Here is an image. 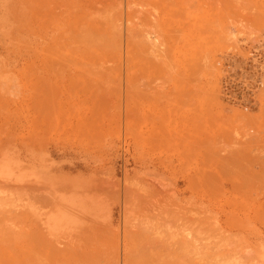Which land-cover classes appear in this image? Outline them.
Segmentation results:
<instances>
[{"label":"rangeland","instance_id":"1","mask_svg":"<svg viewBox=\"0 0 264 264\" xmlns=\"http://www.w3.org/2000/svg\"><path fill=\"white\" fill-rule=\"evenodd\" d=\"M145 20L172 66L148 79L169 85L149 87L137 147L131 26ZM263 36L264 0H0V264H264V59L249 60ZM196 78L202 109L218 82L224 111L247 96L252 120L188 142Z\"/></svg>","mask_w":264,"mask_h":264},{"label":"bare ground","instance_id":"2","mask_svg":"<svg viewBox=\"0 0 264 264\" xmlns=\"http://www.w3.org/2000/svg\"><path fill=\"white\" fill-rule=\"evenodd\" d=\"M156 9V8H155ZM201 12V11H200ZM156 13V12H155ZM139 16H141L140 14H139ZM154 16H156V18L154 17ZM135 17H137V14H136V16ZM150 17L152 18L153 17V19L155 18L156 20H158L157 18V15H155V14H153V16L152 15H150ZM147 19V18H146ZM154 19V20H155ZM135 21V20H134ZM149 21L148 20H145L144 21V24L142 25L139 21L138 22H136L135 24H133V26H131L132 27V30H131V44H132V59H133V64H132V74H133V77H132V86H133V90H132V111H133V126H132V130L134 131L133 133H134V139H135V142H136V145H137V147H139L144 141H145V139H146V135H144L145 134V132L143 131V133H141V131H142V129H144L145 127H148V125H147V115H148V110H149V105H150V103H151V97H152V94H151V92L148 90L149 89V87L150 88H152L151 86H153V88H152V90L154 89V88H156L157 89V87H154V86H158L160 83H158L157 85H150L149 86V84H148V79L150 78V76L152 75V73H153V71H155V70H158L159 69V71L161 70V67H164V65H162V64H164L165 63V61H164V59L163 60H160V59H158L157 57L154 59V58H152L153 57V54L154 53H156V49H157V47L160 45V40L158 39V38H156L154 35L152 36V34H151V32H150V30H149V26L148 25H150L149 23H148ZM155 23H156V21H155ZM154 23V24H155ZM187 23V22H186ZM140 25H142V26H140ZM217 26V25H216ZM227 26V25H226ZM224 27V28H229V27ZM155 27L157 28V23L155 24ZM186 27V26H185ZM222 27V30L224 29ZM184 28V27H183ZM153 30H154V28H153ZM158 30V29H157ZM210 34H211V32H210ZM264 37V36H263ZM259 37H257L256 39H255V45H257V44H259L258 42L259 41H257V40H260V42L262 43V41H264V39L263 40H261L262 39V37H260L259 39H258ZM254 41V40H253ZM165 41H163V47L164 48H161V49H163V53H167V47L165 46V43H164ZM161 43H162V41H161ZM264 43V42H263ZM161 46V47H162ZM259 46H261V44L259 45ZM258 46V47H259ZM166 47V48H165ZM263 47V46H262ZM233 49L235 48V47H232ZM231 48V49H232ZM165 49H166V51H165ZM261 49H264V48H261ZM235 50H236V48L234 49V51L233 50H229V51H231V53H229V54H232L233 52H235ZM233 51V52H232ZM248 51H251V50H248ZM159 52H161L160 50H159ZM161 52V53H162ZM237 52V51H236ZM255 52H257V51H255ZM254 52V54L251 56V58L249 59L250 61H251V59H252V61L256 64V62L258 63L259 62V59L261 58H263L264 59V54H260V52H259V54H256ZM158 53V52H157ZM163 53H162V56H163ZM226 53H228V51L226 52ZM233 54H236V53H233ZM160 55V54H159ZM167 54H165L164 55V58H165V56H166ZM228 55V54H227ZM163 58V57H162ZM167 58V57H166ZM157 59V60H156ZM218 59H220V58H218ZM223 60V59H222ZM226 60V59H225ZM225 60L223 61V62H225ZM228 61H229V59H227ZM248 60V59H247ZM170 61V60H169ZM169 61H167V63H169V65L170 66H172L171 64H170V62ZM195 63L196 62H194L193 64H191V69L190 70H195V68H196V66H195ZM229 63V62H228ZM259 63H261V62H259ZM248 64H250L251 65V63L249 62ZM165 66V67H170V66ZM186 65L187 64H185L184 66L186 67ZM197 65H199L200 66V63L199 64H197ZM203 65V69H206V68H204V66H207V65H204V64H202ZM202 65L200 66V68L199 67H197V69H202L201 67H202ZM230 65V64H229ZM254 65V64H253ZM257 65V64H256ZM259 65V64H258ZM257 65V66H258ZM262 65V63L259 65V66H261ZM232 66V65H231ZM257 66H255V68L256 69H258V67ZM164 67V68H165ZM239 67V66H238ZM254 68V67H253ZM163 69V68H162ZM202 69V70H203ZM259 69H261L262 71H261V77H262V79H261V88L259 89V88H257L256 86H254V84H253V82L251 83L250 81V83L251 84H253V88H257V91L254 93V92H252V90H251V92L253 93V101L254 102H256L257 104H259L260 105V113H262L263 112V115H264V65L262 66V68L261 67H259ZM164 70V69H163ZM163 70H161L159 73H161ZM241 70H243V69H241ZM248 70V69H247ZM165 71V70H164ZM163 71V72H164ZM169 71V70H168ZM167 71V72H168ZM256 72H257V70H255ZM198 72V71H197ZM197 72H195L196 73V75H198V73ZM245 72V71H244ZM260 72V71H259ZM157 73V72H156ZM187 73H188V71H187ZM226 73V72H225ZM239 72L237 71V73L236 74H238ZM255 73V72H254ZM253 73V74H254ZM230 74V73H229ZM246 74V73H245ZM248 74V73H247ZM246 74V77L248 76ZM252 74V73H251ZM250 74V75H251ZM192 75H193V73H192ZM191 75V76H192ZM194 76V75H193ZM230 76V75H229ZM232 76V75H231ZM230 76V77H231ZM239 76V75H238ZM237 76V77H238ZM241 76H243L244 77V75L242 74ZM240 76V77H241ZM254 76H255V74H254ZM222 77V76H221ZM220 77V78H221ZM236 77V76H235ZM158 78V77H157ZM161 78H166V76H164V77H161ZM181 78V77H180ZM233 78V77H232ZM255 78H256V76H255ZM255 78L253 79V80H255ZM182 79V78H181ZM186 79H187V77H186ZM202 79H205V78H202ZM222 79L223 78H221V81H222ZM225 80H226V78H224ZM229 79V78H228ZM244 79H245V77H244ZM248 79V78H247ZM246 79V80H247ZM158 80H161L160 79V77H159V79ZM167 80H169V78L167 77L166 78V83H167ZM183 80V79H182ZM188 80V79H187ZM189 80H192V78L190 79L189 78ZM188 80V81H189ZM195 81H193V82H184V84L186 85V88L190 91L191 90V92H189L188 91V95H190V96H186L184 99H183V106L182 107H180V108H182V110H181V115H180V119H181V126L183 127V130L190 136V137H188L187 135V139H188V142H191L192 141V139H195L196 140V142L197 141H199V131H204V132H207L208 134H209V132H208V130L207 129H209L210 127H211V130H214L215 128L214 127H216V125H214L213 124V121H216V122H218V121H220L219 119H221V120H223V118H224V120H225V117H226V119L227 120H237V119H239V118H242V117H244L245 118V120L246 119H249V120H252V119H250V117H249V115H247L244 111L247 109L248 110V107H249V103H250V98L249 97H244V98H242L240 101L239 100H237L236 101V99L237 98H239V96L238 97H234L233 99H234V103L236 102V109H231L230 110V112L228 111H224V107H223V101H222V98H221V95H220V92L222 91V89H221V91H220V87H219V83L218 82H213V84H212V89H211V91H210V96H209V99H210V102H211V108L210 109H202L201 108V102H202V99H201V96H199L197 93L199 92V90H200V87H201V85H203V83L200 81V80H198L197 78L196 79H194ZM238 80V79H237ZM240 80V79H239ZM162 81H163V83H164V85H167V84H165V82H164V80H161V83H162ZM229 81V80H228ZM234 81H236V79L234 80ZM242 81V80H241ZM240 81V82H241ZM256 81V80H255ZM150 82H151V79H150ZM158 82H160V81H158ZM226 82V81H225ZM232 82H233V80H232ZM248 82V81H247ZM258 82V81H257ZM162 83V84H163ZM170 83V82H169ZM208 86L210 85V79H208ZM221 83H223V81L221 82ZM234 84H235V82H233ZM250 83H249V85L247 84V86L245 87V89H248V87H251L250 86ZM159 85V86H161V88L164 90L165 88L164 87H162V86H164V85ZM182 84V83H181ZM226 84V83H225ZM227 84H228V82H227ZM226 84V85H227ZM244 84H246V82L244 83ZM257 84V83H256ZM259 84V83H258ZM148 85V86H147ZM169 85V84H168ZM141 86L143 87V88H141ZM225 86V85H224ZM227 86H229V85H227ZM234 86V85H233ZM232 86V87H233ZM236 86V85H235ZM257 86H259V85H257ZM148 87V88H147ZM222 87V86H221ZM226 87V86H225ZM231 87V86H230ZM239 87V86H238ZM241 87H243V86H241ZM260 87V86H259ZM223 88V87H222ZM187 89H185V93H187ZM225 89H228L227 87L225 88ZM230 89V88H229ZM233 89H235V88H233ZM236 90V89H235ZM256 90V89H255ZM159 91V90H158ZM182 91V90H181ZM226 91V90H225ZM239 91V90H238ZM233 92V91H232ZM237 92V91H236ZM241 92H242V90H241ZM184 93V92H183ZM230 93V92H229ZM234 93V92H233ZM239 93H240V91H239ZM231 95H232V93H230ZM235 94L236 93H234L233 95H232V97L233 96H235ZM243 94H244V91H243ZM169 95L171 96V97H173V95H172V92H169ZM239 95V94H238ZM226 97V100H227V98H231L230 96H228V93H225V94H223V97ZM236 98V99H235ZM251 98V99H252ZM180 99V98H179ZM181 101H182V99H180ZM179 100V102H181ZM252 101V100H251ZM228 102H230V101H228ZM225 103V102H224ZM233 103V104H234ZM185 104H187V107H185ZM226 104H228V103H226ZM233 104H232V106H231V108L233 107ZM241 104H246V106L245 107H243ZM182 105V104H181ZM235 105V104H234ZM253 105V104H252ZM256 105V104H255ZM208 107V106H207ZM227 107V106H226ZM235 107V106H234ZM254 107V106H253ZM228 109V108H227ZM243 110V111H242ZM227 114V115H226ZM175 116V115H174ZM246 117H248V118H246ZM244 118H242V119H244ZM234 122V121H233ZM242 123V120H240V121H238L237 122V125H238V123ZM244 122V121H243ZM251 122V125L253 126V124H254V122L253 121H250ZM253 122V123H252ZM239 123V124H240ZM246 125V124H245ZM249 124H247L246 125V128H247V126H248ZM244 126V125H243ZM250 126V125H249ZM248 126V127H249ZM238 127H240L239 125H238ZM243 128H245V126L243 127ZM183 137H185V135L183 136ZM182 137V138H183ZM211 138V137H210ZM183 139H186V137L185 138H183ZM217 139V138H216ZM203 140H206L205 138L203 139ZM217 141V140H216ZM202 144V143H201ZM200 144V145H201ZM206 145L207 144V142H203V144L202 145ZM207 145H209V144H207ZM72 199V201L73 200H75L74 199V197H72L71 198ZM71 199H69V201H67L66 200V202L65 203H67V202H69V203H72L71 202ZM75 202V201H74ZM60 203V202H59ZM62 203H64L63 201H62ZM69 203H67L68 204V206H69ZM75 203H77V202H75ZM77 205H79V206H82V205H80V204H77ZM76 204H74L73 206H71V207H68V208H70V209H73V208H77V207H79V206H77ZM59 207H61V209L60 208H58V209H60V210H58L57 211V213L59 214V213H63L64 214V211L62 212V210L64 209V208H62V206H61V204L60 205H58ZM75 206V207H74ZM77 206V207H76ZM84 211H85V208L83 209ZM61 211V212H60ZM74 211V210H73ZM54 213H56V211L54 212ZM70 213H72L73 214V212H69L67 215H63L64 216V218H65V216L67 217H71L70 215ZM58 214H53V215H55V222H58V221H60L59 223H54L55 224V229H56V231H58L59 230V226L60 225H62V223H61V218H63V216L61 217V218H56L57 216H58ZM70 214V215H69ZM49 218H52V215L49 217ZM63 218V219H64ZM59 219V220H58ZM67 219V218H66ZM66 219H64L65 220V222H64V224L66 223ZM49 219L47 218L46 219V224H44V226L46 227V229H48V227L47 226H49L50 225V222L48 221ZM52 220H54L53 218H52ZM64 220H62V221H64ZM69 220H70V218H69ZM69 220H67V222L69 221ZM48 221V222H47ZM72 221V220H71ZM52 222V221H51ZM49 224V225H48ZM52 225H53V223H51ZM57 224V225H56ZM52 225H50L49 226V229L50 228H52L53 229V226ZM59 225V226H58ZM66 225V224H65ZM64 225V226H65ZM63 226V225H62ZM62 226H61V229H63L62 228ZM44 227V228H45ZM49 231V230H48ZM50 231H51V229H50ZM50 231H49V233H50ZM53 232H55L54 230H52V232L51 233H53ZM50 233V234H51Z\"/></svg>","mask_w":264,"mask_h":264}]
</instances>
